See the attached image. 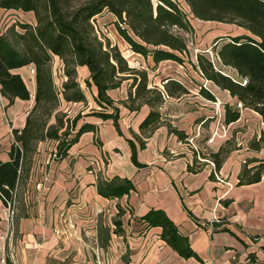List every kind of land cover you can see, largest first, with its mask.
I'll use <instances>...</instances> for the list:
<instances>
[{
  "label": "crops",
  "instance_id": "1",
  "mask_svg": "<svg viewBox=\"0 0 264 264\" xmlns=\"http://www.w3.org/2000/svg\"><path fill=\"white\" fill-rule=\"evenodd\" d=\"M227 25L230 29L222 34L244 32L241 27ZM124 51L130 50L124 47ZM131 53L132 59L150 64L149 58L145 60L140 54ZM58 61L54 59V63ZM165 65L171 68L167 73L161 69ZM28 69L31 66L13 71L24 79L30 99L15 98L8 103L0 94L2 161L9 159L12 129L23 127L32 104L35 84L33 72ZM182 69L175 61L164 60L155 70H148L150 83L158 88L162 87L163 75H170L180 80L188 92L165 98L159 111L166 124L159 125L144 138V148L136 152L137 164L131 161L127 139L137 145L132 134H140L138 124L148 111L146 105L137 113L119 106L118 129L111 119L86 117L84 121L93 123L94 130L82 132L65 156H56V142L38 143L28 176L14 190L16 236L14 241L11 237L8 239L7 260L12 264H95L96 260L103 264H264L261 248L264 245V172L256 182L236 184L245 160H251L248 166H252L258 159H264V140L257 150L248 146L250 139H258L264 132V116L240 107L238 119L225 123L222 104L235 105L236 99L204 80L195 69L220 102L219 120L214 113L213 100L199 94L198 79L193 83ZM77 71L88 77L85 66H78ZM125 86L122 83L108 94L114 100L124 98ZM170 100L180 105L178 109H182L185 116L191 115L197 121L190 126L179 123L176 109L165 111ZM194 100L200 105L189 104ZM191 107L196 109L191 111ZM167 124L182 129L186 138L179 140L168 131ZM196 127L200 128L195 142L200 141L202 154L216 151L226 142L230 144L217 172L220 180L210 175L207 162L198 172L187 170V165L192 163L193 150L186 139L191 132H196ZM214 131L212 141L207 142ZM49 143L52 147L46 152ZM113 175L130 179L135 189L120 198L103 197L97 192L96 180ZM226 183L232 187L228 188ZM117 204L131 209H125L120 217L123 229L120 233L115 231L113 223ZM151 207L164 210L200 259L181 257L159 237V227L146 226L140 216ZM3 208L0 199V264H6L1 259L5 255L3 236L8 230ZM251 235L258 238L252 240Z\"/></svg>",
  "mask_w": 264,
  "mask_h": 264
},
{
  "label": "trees",
  "instance_id": "2",
  "mask_svg": "<svg viewBox=\"0 0 264 264\" xmlns=\"http://www.w3.org/2000/svg\"><path fill=\"white\" fill-rule=\"evenodd\" d=\"M0 8L33 14L32 22L13 21L0 31V94L8 103L15 98L30 99L24 79L13 71L22 66L32 67L35 84L33 103L23 127L12 129L9 159L0 160V199L3 204L13 199L16 186L28 176L30 156L38 142L56 140V156L62 157L82 132L94 130V124L88 121L82 120L77 125L79 115L70 119L57 111L61 101L88 105L86 93L77 80L78 66L88 70L84 83L97 106L86 113L87 116L111 119L118 129L119 106L131 113H137L143 105L148 107L138 124L140 134H132L137 145L127 139L131 161L137 164L136 152L144 148V138L159 125L166 124L159 111L165 98L188 92L180 80L171 76L166 77L162 87L158 88L150 83L148 70H155L164 60L182 61L179 53H185L187 45L180 31L191 29L190 16L233 24L244 30L240 34L215 36L211 47L214 59L200 52L196 53L193 63L204 80L211 81L236 99L235 105L222 104L224 122L238 119L240 107L264 116V0H0ZM103 11L111 13L117 33L130 50L145 60L149 58L150 64L145 67L130 65L115 43L97 34L94 19ZM55 58L62 65L64 79L60 88L53 77ZM122 83L126 85V96L114 100L108 92ZM197 86L200 95L215 100L203 83H197ZM167 127L179 140L186 138L182 129L169 124ZM263 140L264 132L258 139H250L248 146L257 150ZM229 150L230 144L226 142L216 151L202 154V161L197 160L193 151L192 163L187 165V170L198 172L206 160H210L218 172ZM250 161L245 160L242 164L237 185L256 182L264 172V159L248 166ZM96 189L103 197L114 199L135 187L130 179L113 175L98 178ZM125 209L131 210L116 205L113 223L118 233L123 230L120 217ZM140 219L147 227H159V237L181 257L200 259L188 238L178 231L164 210L151 207ZM250 238L256 240L258 236L251 235ZM261 248L264 249V245ZM249 257L252 258L251 253ZM6 264L12 263L6 259Z\"/></svg>",
  "mask_w": 264,
  "mask_h": 264
},
{
  "label": "rangeland",
  "instance_id": "3",
  "mask_svg": "<svg viewBox=\"0 0 264 264\" xmlns=\"http://www.w3.org/2000/svg\"><path fill=\"white\" fill-rule=\"evenodd\" d=\"M33 16V15H32ZM30 14H28L27 12H22L20 10L15 11V10H9V11H3L0 10V31L5 30V28L10 25L11 23H13V21L19 22V21H33V18ZM112 19L113 16L110 13H107L106 11L102 12L101 14H99L95 19H94V25L95 28L97 30V34L100 35L101 37H107L110 42L115 43L120 52L122 53V55L127 59L128 63H130L133 66L136 67H145L147 65V62L145 64L144 61L142 60H138V59H132V56H134L131 53V50L129 48V46L127 45V43L122 39V37L117 33L113 23H112ZM189 21L191 24V29L189 31H180L182 36L185 39L186 45H187V50L185 53H179L180 58L182 59L181 62H176V64H180L183 67V71L186 73L187 77L190 79V81H192L193 83H195V78H197L199 81L198 83H203L204 82L202 79L199 78L198 73H196V70L193 66V63H195V55L196 53H200L203 52L206 55H208L210 58L214 59V54L212 52V44H213V40L214 37L217 35H220L224 32H227L230 29V26H228L225 23H220V22H214V21H204V20H199L193 17H189ZM124 47L127 48L128 50H130L129 52H125L124 51ZM136 63H138V65H136ZM32 68V67H31ZM62 65L60 63V61L53 63V77H54V82L56 84V86L58 88L61 87V83L63 81V75H62ZM161 69L163 71H165L167 73V71H170L171 68L168 67L167 65L162 66ZM28 71L31 73V69H28ZM33 72V71H32ZM166 77H170V75H163V77L161 78V83L165 82V78ZM86 78L83 76V74L81 72L78 73L77 71V80L80 83V87L84 90V92L86 93V96L90 99V95H89V91L88 88L85 86L84 80ZM188 81V80H187ZM189 82V81H188ZM191 83V82H190ZM126 87V86H125ZM194 95H191V97ZM191 99V98H190ZM90 105H84L83 103H72V102H64L61 101L57 111H61V113H65L67 115V117H69L70 119H72L75 115H79V119L76 121V124L78 125L82 120H84L86 117H88L86 115V113L90 112L92 109H97V106L92 102V100L90 99ZM33 103V100H32ZM190 105L196 104V105H200L196 100L193 101V103H189ZM181 108L180 105L178 106L176 104L175 100H170L169 103H167V108L165 109V111L169 110V109H176L178 116H177V120L179 121V123L190 126L193 123H195L197 120L195 118H192L191 115L189 116H185V112L182 113V109H178ZM192 110L196 109L195 107H191L189 108ZM213 109H214V113H215V108L213 105ZM57 113V112H56ZM216 116V114H215ZM51 122L54 121L53 118L50 119ZM205 126L207 128L208 124L205 123ZM200 127H196V132H191L190 135L194 136V144L198 147V153L195 152L197 154V160L198 161H202L200 159L202 152L199 149V146H201L200 141H196L195 142V138L196 135L198 136V129ZM62 131V130H61ZM73 133V130L70 131V134ZM208 140V139H207ZM43 142L45 141H49V142H56V149H57V141L56 140H42ZM40 141V142H42ZM187 142V141H186ZM39 143V142H38ZM36 144V148L37 145ZM50 147H52V145L49 143L46 148L45 151L48 152L50 151ZM36 153V149L35 152L31 154L30 156V168L32 166L33 160H34V154ZM200 159H199V158ZM30 171V169H29ZM29 174V173H28ZM16 206L17 204H14V216L12 219L11 223H7L8 224V230L7 233L5 234V236H3V240H4V260L5 258L7 259L6 253L8 250V242H9V238H12V241L15 240V236H16V230L14 228V224H15V216H16ZM11 232V234H10ZM6 261V260H5Z\"/></svg>",
  "mask_w": 264,
  "mask_h": 264
},
{
  "label": "built area",
  "instance_id": "4",
  "mask_svg": "<svg viewBox=\"0 0 264 264\" xmlns=\"http://www.w3.org/2000/svg\"><path fill=\"white\" fill-rule=\"evenodd\" d=\"M136 65H138V63H136ZM31 70L33 71L32 68H31ZM212 103H213L214 108H215V114L217 115V117H219V120H220V102L215 99ZM237 105H238V107L241 106L240 103H238ZM221 127H223V124H221ZM215 134H216V131H214L213 134H212V136L208 138L207 142H211L212 139H213V135H215ZM222 134H224V131L222 132ZM193 140H194V136L193 135L187 137V139H186L187 143L191 146V149L193 151L197 152L198 151V147L194 144ZM200 160H203V159H200ZM206 161L210 165L211 173L218 180H220L218 178L217 172H216V170L214 168V163L212 161H210V160H206ZM93 162L95 163V161H93ZM226 185H227L228 188H231L232 187V185L230 183H226ZM14 212H15V210H14V201L12 199L11 201H7L6 204H4V208H3V214H4V217H5V220H6L7 223H11L12 222V219H13V216H14ZM1 261L3 263H5L4 258H2ZM95 264H103V262L101 260H96Z\"/></svg>",
  "mask_w": 264,
  "mask_h": 264
}]
</instances>
